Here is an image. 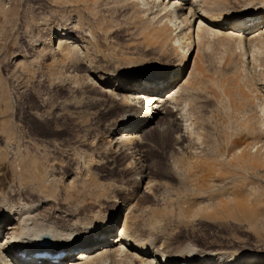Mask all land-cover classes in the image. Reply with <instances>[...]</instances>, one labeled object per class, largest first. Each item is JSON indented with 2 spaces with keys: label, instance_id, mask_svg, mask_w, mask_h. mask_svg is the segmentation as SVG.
<instances>
[{
  "label": "rangeland",
  "instance_id": "374dc122",
  "mask_svg": "<svg viewBox=\"0 0 264 264\" xmlns=\"http://www.w3.org/2000/svg\"><path fill=\"white\" fill-rule=\"evenodd\" d=\"M252 1L220 2L225 3L227 11L231 13L238 12ZM144 13L143 9L126 0H0V187L5 186L13 195L23 198L40 196L62 200L69 194L74 198L75 206L79 205L78 202L80 205L84 203L86 212L98 209L106 216L113 214L115 201L126 197L135 204L139 203V206L132 208V231L141 240H149L153 244V252H161L162 257H175L174 261L179 262L187 260V252L192 250L198 254L217 252L251 255L248 258L254 264L258 263V259L260 263L264 262L263 203L260 207L253 206L252 214L235 218H230L223 209L221 211L224 213L220 212L221 208L217 209L218 205L221 207L227 201L234 200L227 195L226 198L217 195L227 192L229 185H240H237L236 177L238 183L248 179L245 184H251L254 191H250V186L247 190L244 183L241 185L253 199L260 192L264 193L263 177L257 178L250 174L242 176L238 173L235 180H229L233 184H229V181L221 183L218 186L220 189H217L220 192L214 190L205 194L200 208L196 209L191 201H195L198 194L169 174V170L172 171L171 145L168 138L158 133L149 137L153 147L151 145L144 152L141 162L134 165L136 173L146 170L148 177L155 179L156 186L147 199L141 198L132 180L115 171L117 167L110 170L105 168L106 164L96 167L98 169L89 164H82L81 167V153L84 151L90 152L92 158L109 157L107 151L112 136L107 134L106 126L110 121L120 120L115 113L99 115V107L91 104L90 97L94 91L90 89L86 78L92 81L91 75L112 70H164L173 63L172 60H166L169 55L160 56L146 39ZM61 32L81 38L80 55H59L47 49L49 42L53 43L54 36ZM157 41L161 44L159 39L153 42ZM226 45H230L231 49ZM208 47L203 52V72L187 86L192 91L202 90V96L210 98L213 106H200L201 103L194 99L182 103V110L188 113L187 119L196 121L195 127L201 126L198 127L202 128L201 138L212 144L216 140L218 143L231 137L234 130H238L235 126L244 123V120L255 125L253 122L257 120L256 113H259L256 106L264 98V46L262 49L252 45L245 49L244 62L240 61L238 54L231 53V42L215 38ZM235 99H248L242 110L249 119L241 114L244 119H233H238V124L232 120L231 103L237 101ZM171 119L163 115L162 124L173 128L172 121H169ZM241 119L243 122H240ZM232 121L234 127L231 126ZM219 136H222L221 139ZM216 143H213L214 149L211 146L208 148L215 150L218 146ZM120 160L117 166L122 164ZM70 164H74V169L78 166L74 173L84 177L75 178L69 187H64L65 181L61 174ZM109 187L114 189L113 192ZM63 189H68L66 195ZM104 191L107 192L106 198ZM230 202L227 207L233 204V201L232 204ZM140 205L148 206L151 211L143 213ZM122 211H118L117 217ZM154 217L158 221L153 223Z\"/></svg>",
  "mask_w": 264,
  "mask_h": 264
},
{
  "label": "bare ground",
  "instance_id": "6f19581e",
  "mask_svg": "<svg viewBox=\"0 0 264 264\" xmlns=\"http://www.w3.org/2000/svg\"><path fill=\"white\" fill-rule=\"evenodd\" d=\"M126 1L146 12L144 13L146 14V27L144 28L146 39L152 44L155 51L161 54L160 56L169 55L166 60H172L173 63L164 70L147 72H136L131 69L112 70L91 75L92 81L88 77V79L86 78L90 89L94 91L90 97L91 104L99 107V115L115 113L120 120L110 121L106 126L107 134L109 137L112 136L108 144L107 154L109 157L104 155L107 158L105 160L103 159L105 157L92 158L90 152L84 151L81 153L83 161L80 163L81 167H83L82 164H89L88 166L94 168L106 164L105 168L108 170L117 167L115 171L125 174L128 179L132 180L137 186L141 198L147 199L152 195L151 191L156 186V182L153 181L155 179L149 178L146 170L136 173L134 165L141 162L144 152L152 145L149 137L158 133L161 137L168 138L171 145L169 152L173 156L172 159L170 158L172 162L169 161L172 171L169 170V174L179 182L182 181L185 187L193 188L194 192L198 194L195 201L194 199L191 201L192 206L196 209L200 208V202L205 194L208 195L214 190L217 192V189H220L218 188L219 184L228 183L227 181L230 179L235 180V175L238 176V173H241L242 176L250 174L253 177L264 178V98L261 99L262 102L259 105H255L259 108V113H256V115L258 114L257 120L255 119L256 123L253 122L255 125H251V122L246 120L241 124L236 122L239 118L247 117L242 108L248 99H235L237 101L231 103L234 116L232 120L238 117L236 121L233 120L239 125L235 126L238 130L233 128L234 132L236 130L237 132H233L231 137H227L228 139L218 142L220 144L216 143L217 140L214 142L212 140L214 144L218 145L215 146V150L211 149L212 146L214 147L213 143L210 144L201 138L203 133L202 128H198L200 125L195 127L196 121L194 120V123L187 119L188 113L185 114V111L182 110V103H188L194 99L201 103L200 106H213L210 98L202 96V90L200 92H197L199 90L192 91L187 86L193 78L203 72V52L209 48V42L212 39L220 38L231 42L233 48L231 53L238 54L240 61L243 62L245 61V49H249L252 45L255 48L264 46V0H253L252 3L242 7V10L231 13L227 11V5L220 2L221 0ZM144 14L142 15L144 16ZM157 39L161 44H158V41L153 42ZM79 43H81V38L72 37L68 32H61L54 36L53 43L49 42L47 49L50 48L51 51L59 55H65L64 53L80 55ZM226 46L228 49L230 48V45ZM165 114L172 118L169 121H172L173 128L162 124V116ZM241 114H245V117ZM233 121L231 126L235 124ZM219 138L218 140L221 141ZM234 140L236 141L233 142ZM209 146H211L210 149ZM120 159H122V164L117 166L116 163ZM77 168L74 169V164H70L68 169L63 171L61 175L65 181L64 187L71 185L75 178L84 177L82 174V176H78L77 173H74ZM86 173L88 172L86 171ZM236 179L237 185L245 184L248 180L238 183V178L236 177ZM229 184H233V182ZM240 185L237 187L229 185L227 192L221 188L225 192L222 195H217L225 198L227 195L234 199L229 201L230 204L233 201L231 207H227L228 201H225L226 204L223 202V206L219 207L218 205L217 207V209L221 208L220 212L224 211L229 214L230 218L231 216L234 218L240 215L248 216L252 214L253 206H261V203L264 205V193L260 192V195L253 199L247 191L251 184H245L247 190L243 188V184ZM102 187L105 189L104 186ZM223 187L226 188V185ZM250 187V191H254L253 187ZM67 190L63 189V194L68 192ZM106 191H104V195L107 193ZM249 194L250 196H248ZM213 196L215 197V195ZM64 197L62 200L40 196L23 198L13 195L11 190L5 186L0 187V264H43L42 262L38 263L37 259L39 258L33 259L35 254L41 250L38 246L40 239H47L50 243L44 249L45 251L64 254V258L57 264H95L100 262L121 264V261L131 262V264H251L252 262L248 258L251 255L236 256L232 253L218 254L217 252H201L200 254L194 252V254L189 249L190 252H187L188 255L185 257L187 260L176 262L174 261L175 257V259L168 258L169 256L167 259L166 256L160 255L161 252L160 254L153 252V244L149 240H141L140 237L139 239L134 234L135 231H132L131 222L134 216L132 208L139 206V203L135 204L126 197L121 198L114 202L113 214L106 216L98 209L86 212L84 203L80 205L78 202L79 205L76 207L74 198L69 194L66 195V199ZM100 198L102 197L97 199ZM120 209L123 210L122 214L119 212V217H117ZM140 210L147 213L149 207L144 205ZM154 218H152L153 223L158 221L157 217ZM21 253L29 259L20 260L19 254ZM262 262L260 263L258 259V263L255 264H264Z\"/></svg>",
  "mask_w": 264,
  "mask_h": 264
}]
</instances>
